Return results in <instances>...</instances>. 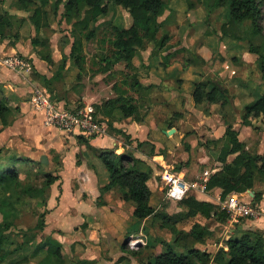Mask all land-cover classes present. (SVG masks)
Wrapping results in <instances>:
<instances>
[{"label":"rangeland","instance_id":"obj_1","mask_svg":"<svg viewBox=\"0 0 264 264\" xmlns=\"http://www.w3.org/2000/svg\"><path fill=\"white\" fill-rule=\"evenodd\" d=\"M164 1L167 2V9L158 18L161 25L156 35V40L146 43L144 48L137 50L136 56L133 59L135 68L127 69L122 62L112 65L111 60L109 62L108 71L98 72V69L105 63H100L101 54L107 49V44L103 45L99 42L100 37H102V27L109 22L124 26H129L131 24V17L126 9L109 3L107 15L100 18L97 22L99 30L97 37L84 44L86 64L84 71L79 74V70L74 65L73 60L68 57L70 45L73 41V37L71 36L72 26L71 23L66 22L62 17V4L59 5L55 15L50 14L48 18L49 26L42 28V30L37 33L33 25L28 21V13L19 8L20 6L17 0H0V13L12 15L14 19V27L12 30H19L20 33L18 41L20 42L18 46L19 50L13 53L22 57L29 66V69H23L20 73H16L20 74L19 76L21 79L19 82H23L24 84L22 86L24 87H34L37 84L42 86L45 85L42 75L51 79L50 88L52 89V96L55 99L58 98L64 101L63 103L67 108L81 107L88 103L92 104V101L101 103L109 96H115L116 91L112 88L113 83H116L122 88H126V86L121 85V81L123 77H130L133 73L140 83L138 90L140 88L149 89L151 87V84H148L151 80L148 71H146L143 64H141L143 61L141 51L147 48L148 51H150L149 59H151L150 62L152 66H161L164 64L163 62H165V60L162 56L163 51H174V55L172 58L170 57L171 59L168 60V63H176L177 68L175 72H180V67L185 68V72H180L179 76L189 80L196 76L195 82L202 80L210 83L207 85L206 89H209L213 82H219L220 87L225 90V92L222 93L223 95L218 97V104L221 108L223 104L221 105L220 102L223 101L225 104L224 98L229 94L231 98H235L236 96L237 99H242L244 101L249 100V102L264 94V80L258 65L259 53H264V8L262 32L260 34H253L250 30V24L247 21L237 25L228 22V3L217 6L213 3V0ZM20 19L24 20L23 23H20ZM165 36L166 39L163 41L162 46H160L159 43ZM33 37L39 40L48 39V45L43 48L41 46H33L31 44V39ZM2 43L5 44L6 41ZM5 45L8 46L7 43ZM250 45L256 47L259 53L249 52L248 49ZM198 48L204 49L208 61L196 53L195 50ZM38 51L42 54H50L53 62L47 64L43 60L41 61L42 66H38L37 69L31 62V56L34 55L39 58L37 56ZM62 57L66 58L63 68L60 67L62 64ZM200 59L204 60L203 64L198 63ZM191 63L197 65V68H194L195 70H189L188 67ZM215 69H220L221 72L218 73V70L216 72ZM55 74H57L56 77L53 76ZM148 78L150 80H148ZM183 82L182 79H178L177 77L170 82V85L179 95L175 105H169L170 109H168L169 114L167 115L171 116L168 119L169 122L163 124V127L166 128L169 124L173 126L174 123H179L181 118L186 120L188 124L182 122L181 128L177 127V132L169 135V138L163 134L162 131L164 128L160 127L158 132L161 135L162 142L158 144V148L149 141L136 145V149L145 153L148 158L156 154L162 156L158 158L152 157L153 161H148L150 159L147 160V158L145 160L143 159L142 162L139 163V168L148 170L151 176H154V180L152 179V183L150 182L151 188L153 189L151 195L152 206L157 211H164L168 214L185 212L184 207L179 205L178 201H174L166 196L165 183L169 175L174 171H178V166L182 165L181 171L179 172L183 173L181 175H183L186 180L199 179L202 175L207 176L208 173H211L213 168L220 167L215 157L221 143L218 139L212 142L213 140L209 138L208 135L211 133L212 127L208 126L210 124L206 121L207 112H204L208 110L210 104H194L196 110H193V112H187L186 110L179 112L173 110L178 103L181 104V107H184L186 96L191 97L189 88L192 90L193 84L190 86L186 84L183 87ZM140 90V93L143 92ZM14 91H18L20 96ZM14 91L11 93H14L16 97L20 98L24 96L25 99V94H22L20 90L16 89ZM137 92L135 93L129 90V93L134 96L139 94V92ZM236 92L239 94L235 95ZM9 93L10 91H8L7 95H10ZM12 97L14 96L11 94V96L7 98L13 108L16 101H14ZM136 102L139 105V115L143 117L149 113V108L147 109L144 107V104L148 101H142L139 97L136 99ZM152 104L155 103L152 102ZM214 110L211 109V116H214ZM18 111L19 108L13 111V120L10 127L2 128L0 126V147L9 155L15 154L20 157L39 161L40 155L39 151H37L39 135L37 133H29L16 127L15 121L18 118ZM97 114L101 116L99 112H97ZM224 117L226 119H231L232 114H226ZM251 123L252 129L250 130V134L253 135L254 138L261 139L264 135V125L259 118H252ZM178 130L181 131L180 134ZM114 131L115 129L112 127L109 128V133H113ZM119 136L124 144L127 142L129 143L123 135ZM255 141L256 142L252 144L250 150L257 152L259 149V140L256 139ZM124 144L123 151H128L133 155V150L130 147H125ZM231 158L232 156H229L227 158L228 161ZM161 159L165 161V166L157 164L156 161H161ZM98 161L101 165V169L105 170L101 161ZM16 166L19 167V169L25 168L21 163H18ZM47 166H43L41 163L38 168L44 171ZM156 172L158 176L154 175ZM41 199L42 198L27 199L19 204L21 213L19 217L14 220L13 226L5 232L9 239L6 248L11 252L0 264H41L43 251H35V249L40 239H43V235L45 234H43V230L38 231L34 229L37 216L43 211V202H41ZM195 222L208 227L212 231L211 235L203 243H195L192 239L186 240V243L189 246L193 245L201 250H210V253L213 255L223 244V241H221L222 244L220 243L218 247L221 237L220 234L222 232L221 225L214 224L212 219H205L197 215L192 218L183 219L178 224V228L187 231ZM137 223L133 231L136 234L134 235L136 241H134V244L129 245L128 242L131 236L129 235L125 241L126 243L122 244L121 247L123 246L126 252L140 249V255L138 256L141 259V264L145 263L147 257L152 256L149 251L150 248H144L147 237L141 233L142 227L147 229V235L150 237L162 238L169 243L176 252L184 250L172 242V234L169 230L159 227V218H149L143 222V226H141L142 222L138 221ZM162 248H164L162 245L155 247V249L158 250ZM116 263L124 264L123 261L119 262L118 260H116ZM208 264L216 263L210 262Z\"/></svg>","mask_w":264,"mask_h":264},{"label":"trees","instance_id":"obj_2","mask_svg":"<svg viewBox=\"0 0 264 264\" xmlns=\"http://www.w3.org/2000/svg\"><path fill=\"white\" fill-rule=\"evenodd\" d=\"M17 2L19 8L28 13V21L37 33L49 26L50 14L55 15L59 5H63L62 17L72 26L73 41L68 57L73 60L79 74L84 71L86 64L84 44L97 37L99 31L97 22L107 15L109 3L126 9L131 17V24L124 26L109 22L102 27V37L99 42L103 45L107 44V49L101 54L100 63H105L98 69V72L108 71L111 60L112 65L122 62L127 69L135 68L133 59L137 50L144 48L146 43L156 40L161 25L158 18L167 9V2L164 0H17ZM213 3L217 6L229 4L228 22L237 25L247 21L250 24L251 33L260 34L262 32L264 0H213ZM13 20L12 15L0 13V43L6 41L7 45L14 46L19 41V30H12ZM19 21L23 23L24 20ZM165 39L166 36L160 41V46ZM31 44L43 48L48 45V39L39 40L33 37ZM248 50L259 53L252 45ZM172 55L173 53L164 55L165 62L163 63H167ZM37 56L47 64L53 62L50 54H42L38 51ZM65 60V57L61 58V68L64 67ZM198 63L203 64L204 60L200 59ZM258 65L264 80V53H259ZM53 76L56 77L57 74ZM42 79L45 83L43 86L51 94V79L43 75ZM208 84L210 83L202 80L193 83L191 97L195 105L217 103L218 97L225 92L219 82H213L212 86L206 89ZM121 85L126 88L113 83L115 96L93 105L97 117V112H99L103 117L108 118L105 120L109 128L116 114L137 122L142 120L139 115V105L129 93V90L136 91V87H140L135 74L123 77ZM51 97L55 99L52 94ZM220 104L222 105L223 101ZM14 110H18V107H11L10 101L0 88L2 127L11 124ZM240 115L244 125H251L252 118H259L264 125V94L245 104ZM168 127L172 126L169 124ZM77 137L79 141L83 138L80 135ZM218 141L221 144L217 149L215 160L220 163V167L209 175L206 182L208 191L219 188L222 200L232 192L242 193L252 190L256 181L264 183V153L259 154L247 149L246 144L238 139V132L232 128L231 124L226 125L223 136ZM140 144L142 142H137L136 145ZM229 156L232 158L228 161ZM97 157L108 173V182L101 187V193L111 188L116 189L124 201L133 204L132 215L139 221L159 218V227L169 230L172 234V242L184 249L176 252L162 238L147 235V229L142 227L141 232L147 237L144 248L164 246L162 251L147 257L144 264H208L210 262L264 264V236L260 231L243 230L237 235H231L223 240L226 248L219 247L213 255L193 245L189 246L186 240L192 239L195 243H203L212 231L198 222L193 223L187 231L179 229L178 224L183 219L200 215L205 219L224 223L229 218L228 213L213 202L197 199L194 194L178 201V204L184 207L185 212L168 214L164 211H157L150 204L153 191L148 182L151 174L148 170L139 168L141 159L128 151L115 153V149H102L97 153ZM18 163L23 164L25 168L19 169L16 166ZM40 165V161L15 154L9 155L0 147V262H3L11 252L6 248L9 239L5 232L13 226L14 220L20 215L19 204L27 199L42 198L41 202L45 205L50 186L59 179L58 175L40 170L38 168ZM181 168L182 165L178 166L177 170L181 171ZM260 199L261 192H255L252 201L258 202ZM45 213L46 210L38 214L34 229L43 230ZM35 251H43L41 264H93V262L80 259H67L63 254L61 243L50 235H43ZM130 252L135 256L140 255V249ZM117 260L123 261L124 264L129 262L124 256H120Z\"/></svg>","mask_w":264,"mask_h":264},{"label":"crops","instance_id":"obj_3","mask_svg":"<svg viewBox=\"0 0 264 264\" xmlns=\"http://www.w3.org/2000/svg\"><path fill=\"white\" fill-rule=\"evenodd\" d=\"M5 44L0 43V57L14 54L13 52L19 50L18 46L20 42H17L14 46H6ZM195 51L208 61V57H206L207 54L204 52L203 48H198ZM167 53H173L174 55V51H163L162 56ZM141 54L143 59L141 64H143L145 70L148 71L151 79L148 78V80H150L148 84H151V87L149 89L140 88L141 90H139L143 91L141 93L138 87H136V91L133 92L136 93L138 91L139 94L132 96L135 100L140 97V100L148 101L144 104V107L147 109L149 108V113L143 117L140 115L142 120L139 122L129 118H122L119 114H116L111 126L116 132H108V134L103 137H86L80 135L83 137L80 141L77 137L79 134L44 127L41 124L40 114L36 113L30 105L32 87L22 86L24 83L19 82L21 79L19 76L20 74H16L17 72L20 73V71L0 66V88L3 92L5 90V95L7 97L11 96V94L14 96L12 97L14 101H16L14 107L17 106L19 108L17 113L18 118L15 121L16 127L29 133H37L39 135L37 141V151H39L40 155L39 161L40 157L44 155L47 159V163L42 164L43 166L48 165L44 171L59 176V179L50 186L45 205H43V211L46 210L43 234L50 235L61 243L63 254L67 259H80L93 262V264H118L116 263L117 258L124 256L128 259L129 264H141L139 256L132 255L130 251L126 252L124 247H121L122 244L126 243L127 236L131 235L134 238V235H136L133 231L139 220L132 215L133 204L124 201L114 188L101 193V187L108 182V173L105 171L106 169H101L97 153L102 149H115V152H122L124 150V142L120 139L119 135H125V137H128L126 140L129 141V143L127 142L128 144L125 143L124 145L133 150V155L135 157L141 160H145L146 158L147 160L150 159L148 161H153V158L162 157L156 154L152 156L153 158H148L145 153L136 149V143L149 141L158 148V144L162 142L158 130L160 127L164 128L163 124L169 122L168 119L171 116L167 115L169 114V105H175L179 95L170 85V82L177 77L184 81L182 83L184 87L186 84L189 86L193 84L196 78V76H194L189 80L179 76L180 72H185V68L180 67V72H175L177 68L175 62H167L161 66L153 65V67L150 62L151 59H149L150 51H148L147 48L144 51L142 50ZM31 58V62L37 69L38 66H42L41 61L43 60L34 55H32ZM189 65V70L197 68V65L194 63ZM217 70L218 73L221 72L220 69ZM217 70L215 69L216 72ZM13 89H18L22 94H25V99L24 96L18 98L14 93H11L14 91ZM8 91H10V95H7ZM189 91H191L190 88ZM14 92L18 93V91ZM238 94V92L235 93V95ZM18 96H20V93H18ZM111 97L112 96H109L108 98ZM224 100L225 104L223 102L222 108L217 102L210 104L208 110L204 111L205 113L207 112L206 121L210 124L208 126L212 127L211 133L208 135L209 138L211 140L220 139L223 136L224 127L227 124H231L232 128L238 132V139L246 142L247 149L251 148L252 144L256 142V139L259 140V149L257 153L263 154L264 135L261 139L254 138L253 135L250 134L252 125H244L242 123L240 114L243 106L247 104L249 100L244 101L242 99H237L236 96L235 98H231L230 94L226 95ZM58 101L60 103L64 102L62 100ZM92 102V104L88 103L84 105L90 104L93 106V104L99 103L97 101ZM152 102L155 104H152ZM211 109L214 110V116L210 115ZM173 110L179 112L183 110L193 112V110L196 109L191 97L186 96L184 107H181V104L178 103ZM226 114H232L231 119H226L224 117ZM98 117L108 120L107 117H103L102 115H98ZM182 122L188 124L186 120L181 118V121L176 124L174 123L171 128L168 127L169 125L164 128L162 131L163 134L169 138V135L177 132V127L181 128ZM5 127H10V125ZM170 129H173V132L167 133ZM180 132L181 131L178 130L179 134ZM156 162L160 166L166 165L163 159H161V161L157 160ZM215 169L217 170L218 168H213L211 173H213ZM180 173L183 174L182 172ZM211 173H208L207 176ZM154 175L158 176V173L156 172ZM153 177L151 176L148 182L150 188V182ZM151 190L153 191L152 188ZM255 192H261V199L258 202L252 201ZM236 194L241 200L251 201L258 209H264L263 182L256 181L252 190ZM194 195L199 200L210 201L217 205L221 200L219 188L207 191L205 194L195 193ZM150 204L152 205L151 198ZM140 222H142L141 226H143L142 224H144L143 222H145V220ZM213 223L221 225L222 227L218 247L220 243L222 244L221 241L227 239L231 235H237L243 230H258L264 236L263 214L256 217H240L237 220L228 218L224 223L213 220ZM73 245L74 247L72 248ZM222 247L226 248L224 244H222ZM162 249L150 248L149 251L152 255L162 251ZM207 251L211 252L210 250Z\"/></svg>","mask_w":264,"mask_h":264},{"label":"built area","instance_id":"obj_4","mask_svg":"<svg viewBox=\"0 0 264 264\" xmlns=\"http://www.w3.org/2000/svg\"><path fill=\"white\" fill-rule=\"evenodd\" d=\"M0 66L16 71L29 69L28 63L16 54L0 57ZM30 105L36 113L40 114L41 124L44 127L86 137H103L109 132L107 121L101 120L95 115V109L92 105L67 108L63 103L53 99L47 89L39 84L32 87ZM208 177L202 176L199 179L186 180L180 172L174 171L168 176L165 183L166 196L174 201H179L190 194H205L208 191L206 188ZM218 205L220 209L228 213L230 219L234 220L240 217L264 215V209H258L251 201L241 200L235 192L220 200ZM133 240L134 238L130 236L129 245L134 244Z\"/></svg>","mask_w":264,"mask_h":264},{"label":"water","instance_id":"obj_5","mask_svg":"<svg viewBox=\"0 0 264 264\" xmlns=\"http://www.w3.org/2000/svg\"><path fill=\"white\" fill-rule=\"evenodd\" d=\"M172 132H173V129H170V130L167 131V133H172ZM40 161H41V163H44V164L47 163V159H46V157L44 155H42L40 157Z\"/></svg>","mask_w":264,"mask_h":264},{"label":"bare ground","instance_id":"obj_6","mask_svg":"<svg viewBox=\"0 0 264 264\" xmlns=\"http://www.w3.org/2000/svg\"><path fill=\"white\" fill-rule=\"evenodd\" d=\"M136 241L135 239L133 240V242Z\"/></svg>","mask_w":264,"mask_h":264}]
</instances>
